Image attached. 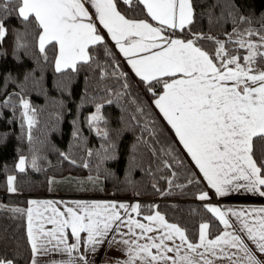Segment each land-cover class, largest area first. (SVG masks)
<instances>
[{
  "label": "snow or ice",
  "instance_id": "obj_1",
  "mask_svg": "<svg viewBox=\"0 0 264 264\" xmlns=\"http://www.w3.org/2000/svg\"><path fill=\"white\" fill-rule=\"evenodd\" d=\"M118 2L0 0V14L16 11L24 21L34 20L41 30L40 51L45 52L46 45H59L55 58L59 72L62 68L75 70L78 62L88 63L93 58L89 47L103 43L104 38L85 7L90 4L95 18L107 30L119 51L128 58L135 75L146 84L148 91L152 92L156 85L162 88L153 103L208 184L215 189L216 195L224 196L244 189L264 197L261 190V186H264V161L258 166L253 158L255 138L264 139V69L257 67L258 57L264 58V51H261L264 48V29L248 28L243 32L233 29L227 41L196 33L192 38L181 39L175 36V31L184 30L193 23L191 0H137L158 26L146 19L126 18L118 10ZM123 2L129 6L133 4V0ZM9 4L16 7L10 9ZM245 19L241 17L242 21ZM258 33L259 42H253L250 37ZM4 35V24L0 22V38ZM233 35L237 37L235 41L232 40ZM245 35L249 39L246 40ZM201 39L214 40L217 45L214 55L199 45ZM228 43H235L240 49L247 50L242 57L243 63L238 55L232 54V49L226 48ZM105 54L111 55L107 48ZM119 75L123 77L124 73ZM123 87L127 89L129 85L125 83ZM21 102L27 109V102ZM137 110L140 111L139 108ZM89 119L98 121L103 118L96 114ZM28 123L31 127L33 121L30 117ZM167 154L172 155L171 152ZM24 164L25 158L20 157L16 167L24 171ZM14 179L12 176L7 179L9 192L16 191ZM207 196V193H201L198 198L204 200ZM28 203V238L34 257L48 251H61L69 257L63 264H75L77 259L88 264L86 253L94 255L111 235V239H107L109 248L119 243L123 246L120 250L126 256V259L117 258L116 264H213L209 255L217 257V249L229 264H241L239 259H233L236 254H229L225 246L239 249L247 264H258L241 235L225 231L215 239H207L209 225L202 223L199 243H192L184 229L168 223L159 211L143 217L148 223L133 218L128 210L139 215V203L74 201V206L67 207L64 212L59 211L53 201L32 200ZM31 205L38 207L34 211ZM40 207L45 212L51 209L52 215L45 217ZM205 207L219 217L226 229L232 227L225 219V211L211 205ZM120 210H124L123 215ZM253 211L264 213V208ZM227 212L236 218V230L246 235L257 250L264 253V215L250 220L251 214L244 210L228 209ZM34 216L46 219L54 227L45 231L43 223H39L34 231ZM124 227L127 232L121 231ZM69 228L75 241L71 244L65 236V229ZM82 233L86 235L82 237ZM176 238L179 243H176ZM168 241L172 242L171 246ZM81 245L85 254L73 257L72 254L78 253ZM184 249L186 251L182 252ZM0 264L13 262L0 258Z\"/></svg>",
  "mask_w": 264,
  "mask_h": 264
},
{
  "label": "trees",
  "instance_id": "obj_2",
  "mask_svg": "<svg viewBox=\"0 0 264 264\" xmlns=\"http://www.w3.org/2000/svg\"><path fill=\"white\" fill-rule=\"evenodd\" d=\"M191 3L193 23L175 31L181 39L196 33L227 41L233 29H264V0ZM117 6L127 18L153 22L137 0L131 6L119 0ZM0 22L5 28L0 38V258L30 263L28 197L71 193L54 189L56 178L69 174H97L113 195L135 193L141 205L139 218L159 211L184 229L192 243L197 242L202 223L209 225V238L220 233L218 219L197 199L207 187L153 107L162 91L159 85L149 92L106 36L103 43L89 47L93 58L88 63L78 62L75 70L58 72L56 45L40 51L41 30L34 20L24 21L16 11H9L0 14ZM199 45L215 54L214 40L201 39ZM105 48L111 55L105 54ZM226 48L243 61L244 49L235 43ZM257 67L264 68V58L258 57ZM25 99L34 118L31 127L24 118L21 101ZM97 106L103 118L95 122L98 129L89 119ZM21 156L26 159L24 171L16 167ZM253 158L258 166L264 161V139L255 138ZM8 175L15 178L13 195L6 194Z\"/></svg>",
  "mask_w": 264,
  "mask_h": 264
},
{
  "label": "crops",
  "instance_id": "obj_3",
  "mask_svg": "<svg viewBox=\"0 0 264 264\" xmlns=\"http://www.w3.org/2000/svg\"><path fill=\"white\" fill-rule=\"evenodd\" d=\"M85 7L88 9L90 15H92L93 21L95 22V24H96V26L98 28L99 34L102 35V36H106L108 41L115 47V49L117 50V52L119 53L121 58L124 60V62L127 65V67L134 73V71L131 68V65L128 63V58L125 57L119 51L118 47L116 46L115 41H113L111 39V36L108 34L107 30L104 29L103 26L99 24V21L95 18L94 9L91 7L90 4H86ZM150 23H152L154 26H158V23L155 22V21L150 22ZM38 44H39V41H38ZM56 48H57V55H58L59 45H56ZM55 67H56V64H55ZM62 69H64V68H62ZM153 107L156 110V112L158 113V115L160 116V118L163 120L167 130L169 132H171L175 136V139H176L178 145L183 150V152L185 153V155L187 157V160H188L189 164L192 166L194 174H196L197 178L200 179L203 182L205 187H207L208 191L217 200L216 202H211V203L206 202L205 205H211V206H214V207H218V208H220L221 211H225L226 212L225 219H227L229 224L232 225V227H230L228 229H226L224 224H222L220 222L219 217L215 213L210 211L218 219V221L221 224V231H220V233L218 235H221L225 231L235 232V234L241 235L242 239L244 240V243L247 245L249 251L255 257V259L258 262V264H264V253L259 252L257 250V248L255 247V244L252 241L248 240L246 235H244V234H242V233H240L239 231L236 230L237 227H238V222L236 221V218L231 215L230 212H227L228 209H233V210H236V211L244 210L246 213H250L251 214L249 219L252 220V219H254L255 217H257L259 215H264V213H259V212H254L253 211V209L264 208V197L260 196L259 193L247 192L244 189H240V190H238L236 192H230V193H228L227 195H224V196L216 195L215 189L211 188V186L208 184L207 180L204 178L203 174L200 172L199 168L197 167L195 162L192 160L190 154L187 152V150L180 143L178 137L175 135L174 130L167 123V121L163 117V114L159 111V109L156 107V105L154 103H153ZM241 183H243V181H241ZM261 190L264 191V186H261ZM203 193H205V191ZM70 194L71 193L65 194V195H68V196L60 195V196H54V197H33V196H31V197H29L28 202L32 201V200H35V201H53V202H55L54 206L59 211L64 212L67 207L74 206L72 204V202H74V201H110V200H107V199L85 198V197L70 196ZM198 200H201V199H198ZM29 206L30 205L28 203L27 209L29 208ZM31 207L35 211V209H37L38 206L37 205H31ZM27 209H26V224H27V233H28ZM39 210L42 213H44L45 217H47L49 215H52L51 209H48V211L45 212L44 208L40 207ZM120 211H121V213L123 215L124 214V210H120ZM128 212L133 218L138 219V220H140L143 223H148L143 218H139L136 213H131L130 209L128 210ZM155 212H153L152 214H154ZM144 216H146V215H144ZM125 219H127L126 216H125ZM39 223H43V227H44L45 231H49V230H51L54 227L52 224L47 223L46 219H37L34 216V222H33L34 231L36 229V225L39 224ZM168 223H170V222H168ZM121 231L127 232V228L124 227V228H122ZM136 231H137V233L140 232L139 229H137ZM199 232H200V226H199V230H198V240L195 243H199ZM206 232H207V239H215V237L214 238H209L208 237V229L206 230ZM152 234L153 233H149V235H152ZM81 235L83 237L86 234L82 233ZM65 236H66L67 241H68L69 244L75 242L74 238L71 236V229L70 228L69 229H65ZM107 239H111V235H109V237ZM107 239L104 240V242L101 244V246L99 247L98 251L94 255L91 252L86 253L87 259H88V264H116V259L117 258L126 259L125 253L120 250L123 246L120 245L119 243H117V244H114L111 248H109ZM119 239H120V237L117 236V240H119ZM141 242H144V241H141ZM167 243L169 244V246H171V244H172L171 241H168ZM176 243H179V239L178 238H176ZM30 246H31V244H30ZM49 247L51 248L52 246L50 245ZM62 247L63 246L61 245V248ZM225 248L229 252V254H231V253H235L236 254L235 256H233V259H239L241 261V264H247V261L244 259V254L241 253L239 251V249L228 248L227 246H225ZM31 250H32V247H31ZM183 251H186V249L182 250V252ZM200 251H203V249H200ZM216 251H217V257L213 258V257H211V255H209V259L213 260V264H229L228 259L220 255L219 249H217ZM153 252H155V249H153ZM79 254H85V250H84L83 245H81V248L79 249L78 253L74 252L72 255H73V257H76ZM168 255H174V253H169ZM34 259H35V264H63V262L67 261L69 259V257H68V255L66 253L61 252V251H48L47 253L37 254L35 257L33 256V252H32V256H31V260H30L29 264H33V260ZM75 264H83V262L77 259V260H75ZM137 264H139V262H137Z\"/></svg>",
  "mask_w": 264,
  "mask_h": 264
},
{
  "label": "rangeland",
  "instance_id": "obj_4",
  "mask_svg": "<svg viewBox=\"0 0 264 264\" xmlns=\"http://www.w3.org/2000/svg\"><path fill=\"white\" fill-rule=\"evenodd\" d=\"M234 38H235V40L237 39V37L235 35H234ZM244 38L246 40L249 39V37H247V35H245ZM250 39L253 42H259V34L253 35L252 37H250ZM261 51H264V48H262ZM246 54H247V50L244 49V53L242 54V57L244 55H246ZM235 55H237V54H235ZM241 63H243V61ZM22 101H26L27 104H28V108L27 109L24 108L23 104H22V106H23V113H24L25 121L29 125L28 118L30 117L32 119V121H34V118H33L32 112H31V108L29 107L28 101L26 99L22 100ZM26 112H27V116L25 115ZM96 114H98L100 116V112L97 113V110H95V111H93L90 114V117H92L93 115H96ZM92 122L95 123L96 121H92ZM94 126H95L96 129H98V126L96 125V123L94 124ZM21 157H24V156H21ZM19 160H20V157H19V159L17 161V164L19 163ZM25 162H26V159H25ZM9 176H12V175H8V177ZM8 177H7V179H8ZM56 180H57V184L56 185L54 184V189H56L58 191H64V190L71 191L70 196L85 197V198L107 199V200H110V201L117 202V204L123 202V203L131 205L133 203H138L139 202L137 200L136 201H133V200L130 201V199L132 197H136L135 193H131L128 196H117V195H113L112 192H107L105 190V188L103 187V184L101 182L103 180L102 177L97 175V174H93V175H89V174H84V175L69 174V175H66V176L58 177V178H56ZM205 193L208 194L207 198L204 199V200H199V201L203 202L204 204L206 202L211 203L210 201H212L214 196L208 191H205ZM6 194L13 195V194H15V192H9L7 190ZM60 195L63 196L64 194H60L58 192V193H53V194H49V195H33V197H54V196H60ZM65 196H68V195H65ZM199 196H200V194H198L197 197H199ZM28 199H29V197H28ZM197 199H199V198H197ZM0 204L3 205L2 203H0Z\"/></svg>",
  "mask_w": 264,
  "mask_h": 264
},
{
  "label": "built area",
  "instance_id": "obj_5",
  "mask_svg": "<svg viewBox=\"0 0 264 264\" xmlns=\"http://www.w3.org/2000/svg\"><path fill=\"white\" fill-rule=\"evenodd\" d=\"M131 200H133V201H139L140 199L139 198H136V197H132L131 199H130V201ZM217 200L213 197V199H212V201H210V202H216Z\"/></svg>",
  "mask_w": 264,
  "mask_h": 264
}]
</instances>
